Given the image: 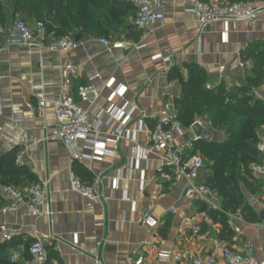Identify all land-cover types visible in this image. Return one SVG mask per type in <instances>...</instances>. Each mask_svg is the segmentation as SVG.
Listing matches in <instances>:
<instances>
[{"label":"crops","instance_id":"obj_1","mask_svg":"<svg viewBox=\"0 0 264 264\" xmlns=\"http://www.w3.org/2000/svg\"><path fill=\"white\" fill-rule=\"evenodd\" d=\"M254 4L261 10L254 23L215 22L202 30L197 17L187 13L185 6L169 2L165 20L146 39L142 32L139 41L128 38L130 33L125 28L126 22L133 24L136 15L130 9L117 8L113 10L116 20L110 26L103 32L83 33L79 49L67 53L51 51L50 47L60 38L46 31L38 34L45 45L41 51L29 52L25 47L7 43L19 20L30 24L37 20L18 17L7 31L0 29V35H7L4 41L0 39V48L5 49L0 58V158L14 150L24 151L26 166L33 175V181L28 183L50 182L54 211L53 217L34 218L26 206H21L15 215L0 216V226H7L14 235L11 256L17 253L21 263L27 264L29 246L39 238L48 237L49 252L58 256L51 264L56 260L59 264H135L140 258L143 264H195L196 261L207 264L217 258L223 247L254 256L264 264V223L260 222L264 214L262 188L253 193L243 184L240 186L258 222H246L240 211L225 212L230 233L221 235L222 215L215 220L207 212L209 209L223 212L220 198L217 196L213 205L200 199L186 200L185 178H166L169 169L164 170V175L160 173L162 153L147 155L142 169L131 170L135 147H146L161 115L177 110L174 101L181 96V89L177 80L170 79L174 67L186 77L185 65L196 64L207 73L210 89L223 84L230 93L246 87L255 100L264 102V82L252 87V62L243 61V53L256 43L258 51H264V1ZM103 39L123 42L130 48L113 50L100 42ZM143 44L144 49L132 48ZM157 56L170 58L171 62L154 60ZM68 62L77 64L81 70V79L74 87L79 103L77 87L100 76L92 83L101 92L100 99L89 109L92 120L99 118L106 122L105 112L112 105L122 107L128 103L135 110L128 125L135 135V143L126 140L118 147L107 144L108 150L117 151L114 158L75 162L61 142L52 137L57 125L55 102L61 93L62 68ZM111 83L112 89L108 88ZM42 85L52 86L42 89ZM121 86L126 88L124 97L110 99L112 91ZM42 99L46 106L40 109ZM203 125L211 141L225 139L222 130ZM118 126L112 122L103 125L101 131L110 135ZM259 136L264 138V127ZM186 139L195 140V137L188 132ZM118 170L121 181L119 188H115ZM71 173L87 185L100 180L101 200H89L75 192ZM255 179L249 178L253 188L257 186ZM199 181L202 183L201 176ZM3 188L0 185V198L6 203ZM175 205L176 212L170 213ZM146 215L156 221V226L143 223ZM191 218L199 225V234H194L186 225ZM0 241L5 243L1 235ZM57 243L62 248L60 254L55 251ZM161 252H169L180 260H162ZM216 264L223 263L217 260Z\"/></svg>","mask_w":264,"mask_h":264},{"label":"built area","instance_id":"obj_2","mask_svg":"<svg viewBox=\"0 0 264 264\" xmlns=\"http://www.w3.org/2000/svg\"><path fill=\"white\" fill-rule=\"evenodd\" d=\"M135 7L137 13L133 19L134 25L143 32V39L165 20V10L169 2L173 4L185 6V11L197 17L198 27L205 29L215 22H251L254 23L256 16L261 11L254 3L237 2L233 4L225 3L222 0H123ZM45 31V25L42 22L30 24L27 21L19 20L12 33L9 35L7 43L14 46H22L29 52L34 50H42L45 45L40 42L38 34ZM103 45L113 50H127L128 45L123 42H111L103 39L100 41ZM80 43H77L74 36H66L60 38L50 49L53 52H73L78 50ZM146 47L143 45H135L132 48L141 50ZM4 48H0V58L4 52ZM163 59L157 56L154 60ZM165 63H170V58L163 59ZM224 71V68H221ZM1 75V62H0ZM63 83L61 84L60 97L55 102V111L57 117V125L52 133V137L56 138L66 151L70 158L75 162H91L94 160L102 161L105 158H114L117 151H110L106 148L107 144L118 147L123 141L130 140L135 143V135L129 128V122L135 110L130 109V105L126 103L122 107L111 106L105 113L107 121L102 122L98 119H91L89 109L94 106L101 97V92L94 88L93 82L100 76L96 75L89 80L88 84L79 85L77 87V96L80 103L76 101L74 87L81 79L80 67L68 62L62 68ZM52 85H42V89ZM113 83L108 85L112 89ZM210 89V86L207 87ZM126 88L121 86L112 91L110 99L116 97H124ZM46 106V101H40V109ZM143 118L145 115L142 116ZM112 122L119 124L118 128L110 135H104L101 131L103 125H109ZM202 124V122H199ZM203 125V124H202ZM204 126V125H203ZM191 130L185 129L179 119L178 111L164 112L156 126L149 134V143L146 147H135L134 155L131 158V170L142 169L146 156L150 154L162 153V166L159 171L165 174L164 170L169 169L170 174L165 175L176 178H185L186 192L185 199H200L208 204L213 205L217 194L210 190L204 184H201L200 173L204 168L205 159L199 154H193L191 150L194 148L195 140L186 139L187 133ZM185 139V140H184ZM257 150L264 157V138L259 136ZM89 152V154L86 153ZM16 164L26 166L24 160V151H19L16 157ZM252 175L263 181L264 192V159L261 163H254L250 166ZM188 171V173H187ZM115 188H119L121 181V172L118 170L114 179ZM70 182L72 189L79 193L82 197L89 200H101V194L98 189V180L94 184H84L79 178L71 173ZM142 184L145 183L144 177L141 179ZM2 195L6 203L0 208V216L15 215L21 206H26L29 214L34 218L53 217L54 211L51 208L50 201V182L31 184L25 189L16 185L4 187ZM214 208H217L214 205ZM177 206L171 207L170 213H175ZM143 223L147 226H156V221L149 215H146ZM186 225L190 227L194 234H199L201 229L194 218L188 219ZM0 235L5 243L14 241V235L7 226H0ZM49 244L50 238L43 237L35 240L28 248L30 260L27 264H47L49 261ZM55 251L60 254L62 248L58 243ZM12 261L21 262V257L17 253H13ZM159 258L162 260H180V257L174 256L169 252H161ZM220 261L223 264H260L259 260L254 256H248L232 250L231 248H220L217 258L211 259L207 264H216ZM54 264H59L56 260ZM135 264H143V259H139ZM195 264H202L196 261Z\"/></svg>","mask_w":264,"mask_h":264},{"label":"trees","instance_id":"obj_3","mask_svg":"<svg viewBox=\"0 0 264 264\" xmlns=\"http://www.w3.org/2000/svg\"><path fill=\"white\" fill-rule=\"evenodd\" d=\"M225 3L237 2L255 3L264 0H222ZM125 8L137 11L131 4L123 0H0V29L7 31L18 17L26 20H37L45 25V31L55 33L58 38L73 36L76 33L94 34L103 32L114 19V9ZM129 37L139 41L142 31L134 23H125ZM243 61L252 62V87H258L264 82V51H258L256 43L243 53ZM188 75L185 77L180 69L174 67L170 71V79L177 80L181 96L174 103L178 110V119L185 129H190L195 123L203 122L211 130L219 129L225 134V139L219 141H196L193 154H199L205 159L204 168L200 173L202 183L215 192L221 200L223 212L209 209L207 212L222 223V234L230 233L225 212H241L248 223H257L258 218L251 209L240 186L243 184L255 193L263 189V181L255 179L257 186L249 183L253 177L250 166L261 163L263 155L258 152L259 135L264 127V102L255 100L250 89L236 88L227 92L221 84L208 89L209 77L196 64H186ZM250 94V95H249ZM18 151L0 158V185L7 187L16 185L25 188L33 181V175L27 166L16 164ZM203 172H206L202 177ZM5 203L0 198V208ZM220 235V238L223 237ZM223 241V240H222ZM30 245V244H29ZM15 243L0 241V264H23L12 261L10 251ZM49 261L58 256L49 252ZM28 258L30 260L29 254Z\"/></svg>","mask_w":264,"mask_h":264},{"label":"water","instance_id":"obj_4","mask_svg":"<svg viewBox=\"0 0 264 264\" xmlns=\"http://www.w3.org/2000/svg\"><path fill=\"white\" fill-rule=\"evenodd\" d=\"M7 38L6 34H2L0 35V39L1 42L4 41ZM75 40L77 43H80V41L84 38V34L83 33H77L74 36ZM191 132L193 133L194 137H195V141H209L211 139V135L208 132V130L199 122L195 123L192 127H191ZM188 173V171H187ZM207 210V207L204 208V211ZM260 222L264 223V214L260 216Z\"/></svg>","mask_w":264,"mask_h":264},{"label":"rangeland","instance_id":"obj_5","mask_svg":"<svg viewBox=\"0 0 264 264\" xmlns=\"http://www.w3.org/2000/svg\"><path fill=\"white\" fill-rule=\"evenodd\" d=\"M22 20V19H21ZM204 124V123H203ZM215 130H218V129H215Z\"/></svg>","mask_w":264,"mask_h":264}]
</instances>
